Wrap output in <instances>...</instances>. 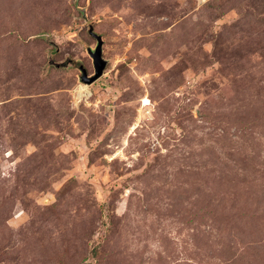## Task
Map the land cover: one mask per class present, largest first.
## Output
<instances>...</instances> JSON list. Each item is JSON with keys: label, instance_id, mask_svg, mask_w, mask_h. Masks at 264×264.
<instances>
[{"label": "rangeland", "instance_id": "obj_1", "mask_svg": "<svg viewBox=\"0 0 264 264\" xmlns=\"http://www.w3.org/2000/svg\"><path fill=\"white\" fill-rule=\"evenodd\" d=\"M0 264H264V0H0Z\"/></svg>", "mask_w": 264, "mask_h": 264}, {"label": "water", "instance_id": "obj_2", "mask_svg": "<svg viewBox=\"0 0 264 264\" xmlns=\"http://www.w3.org/2000/svg\"><path fill=\"white\" fill-rule=\"evenodd\" d=\"M91 33H93L92 29L90 31ZM95 37L97 38V46L94 50H90V55L93 58L94 61V66H95V74L94 76L87 78L85 77V81L86 82H92L93 80H95L96 78L100 77L103 73L104 70L107 66L108 61L103 57V39L101 35H97L94 34ZM86 74V73H84Z\"/></svg>", "mask_w": 264, "mask_h": 264}, {"label": "bare ground", "instance_id": "obj_3", "mask_svg": "<svg viewBox=\"0 0 264 264\" xmlns=\"http://www.w3.org/2000/svg\"><path fill=\"white\" fill-rule=\"evenodd\" d=\"M148 103H150L149 98H146V99L144 100V104H148Z\"/></svg>", "mask_w": 264, "mask_h": 264}]
</instances>
